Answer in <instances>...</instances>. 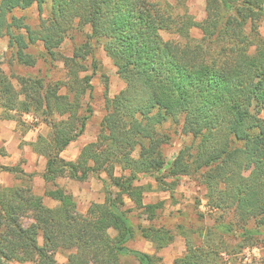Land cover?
<instances>
[{"label":"trees","instance_id":"16d2710c","mask_svg":"<svg viewBox=\"0 0 264 264\" xmlns=\"http://www.w3.org/2000/svg\"><path fill=\"white\" fill-rule=\"evenodd\" d=\"M46 2L49 14L35 27L12 14L34 4L43 14ZM177 2L0 0V32L5 28L17 63L35 66L37 59L28 49L38 43L46 61L55 60L72 29L89 27V39L101 42L125 84L106 98L96 140L68 160L62 152L85 132L92 113L85 102L94 88L92 74H85L91 45L62 57L65 77L46 85L43 77L28 74L18 78V87L0 63L3 115L21 117L17 120L24 123V114H41L51 129L32 143L46 158L43 195L34 192V173L21 163L0 164L18 181L0 184V264H59V252H67L65 264H126L129 257L139 264H158L161 256L128 243L136 236L131 211L142 210L151 220L164 205L145 203L147 187L136 181L165 168L167 123H182L183 133L194 137L169 164L168 174H198L212 206L230 210L236 220L208 228L205 241L187 240L186 252L174 264H224V253L248 246H261L263 255L252 264H264V0H204L202 20L184 4L179 10ZM193 28L201 31L199 37ZM163 30L177 38L165 39ZM5 154L0 148V155ZM61 176L99 178L104 202L79 212L74 196L56 182ZM44 196L59 204L46 205ZM26 217L33 222L24 224ZM140 234L156 251L175 238L170 229L153 225L140 227ZM226 236L241 243L231 246Z\"/></svg>","mask_w":264,"mask_h":264},{"label":"rangeland","instance_id":"374dc122","mask_svg":"<svg viewBox=\"0 0 264 264\" xmlns=\"http://www.w3.org/2000/svg\"><path fill=\"white\" fill-rule=\"evenodd\" d=\"M170 1L173 4L179 1V10L183 9L181 7L184 4L197 20H202L206 16L204 0ZM12 14L18 17H24L26 23L35 27L39 24L42 17L48 16L49 2L44 4L43 14H40L37 4L27 9H15ZM5 31V28H3L2 32H0V63L18 87V78L28 74L43 77L44 85L49 81L63 79L66 74V67L62 61V57L72 56L77 49L83 47L87 42L91 45L92 51L87 60L88 70L85 72V74H92L91 82L94 86L93 92L85 97L86 105L92 108L91 117L87 122L85 132L62 153L65 159H76L82 147L89 142L95 141L97 138L101 121L106 114V98H112L125 85L117 73L116 66L106 55L101 42H97L95 39H89V27L72 29L58 49L60 56L55 60L47 58L48 61H46L42 43L31 45L28 52L37 59V63L33 67L23 66L17 63L14 56V49L8 46L9 37L5 35ZM260 31L264 36V19L260 23ZM161 34L165 39L177 38V35L168 30L161 31ZM192 34L195 37H199L201 31L198 28H193ZM95 64L98 66L97 71L93 74L92 67ZM260 115L264 117V110ZM22 119L24 123V119H29L32 120V125H42V135L49 134L51 130L50 126L41 122V114H24ZM165 130L170 135V141L164 145V155L167 162L165 168L155 175H140L139 180L136 181L137 184H143L147 187L144 196L145 203L162 201L164 205L156 209L155 215L151 220H149L148 214L142 210L133 209L131 211L130 215L136 226V236L128 245L133 249L161 256L162 260H158V264H168V260L170 259L173 260L174 264V260L186 252L187 240H190L192 243L200 242L201 239L205 241L206 230L208 228L217 223L236 220L230 210L214 208L212 206L210 199L207 197V189L202 185L201 178L198 174L182 175L179 177H173L168 174L169 164L175 159L184 145L193 143L194 137L183 133L182 123L179 125L167 123ZM40 156L33 165L32 171L34 173L32 185L35 192L36 190H43L46 186L41 170L42 163L46 165V158L42 155ZM121 173V168L118 166L116 168V175L119 176ZM0 174V178H5L6 181H9L10 177H12L11 175H14L13 173L2 170H0ZM156 176L160 177V180L157 181ZM103 177L107 178L106 173H103ZM56 182L74 196L77 202V209L81 213L85 214L92 203L104 202L105 200L104 183L95 176H91L85 181H78L68 176H61ZM16 184H18L17 180L14 185ZM126 201L128 205H131L129 199ZM44 202L50 207H55L59 204L57 200L47 196ZM30 222H33L31 217L24 219V224ZM148 225L170 229L175 237L174 240L165 248L156 251L153 243L144 239L140 234V227ZM108 233L113 236L115 231L110 229ZM224 238L231 246L241 243L240 239L235 237L226 236ZM237 250H239L238 247ZM237 250L234 249L233 254L227 255L224 253V264H252L254 259H259L263 255L261 246H248L242 252H238ZM56 258L59 264H65L67 261V252L57 253ZM125 262L126 264H139L131 257L125 259Z\"/></svg>","mask_w":264,"mask_h":264},{"label":"crops","instance_id":"0c3cea01","mask_svg":"<svg viewBox=\"0 0 264 264\" xmlns=\"http://www.w3.org/2000/svg\"><path fill=\"white\" fill-rule=\"evenodd\" d=\"M24 121L25 123H20L14 118L5 117L0 107V148H4L6 151L5 155H0V164L12 166L22 162L24 170L32 173L33 165L41 157L34 151L32 143L37 140L38 135L43 133V128L40 124L32 125V120L24 119ZM42 164L41 170L44 172L46 165ZM11 176L9 181H6L5 178H0V184L13 186L16 179L14 175ZM44 190L45 188L34 192L43 195ZM45 198L46 196H44V200ZM168 264H173V260H168Z\"/></svg>","mask_w":264,"mask_h":264}]
</instances>
